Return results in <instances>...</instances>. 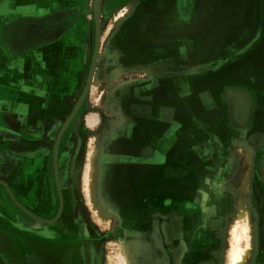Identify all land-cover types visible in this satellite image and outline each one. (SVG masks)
I'll return each mask as SVG.
<instances>
[{
  "label": "crops",
  "instance_id": "1",
  "mask_svg": "<svg viewBox=\"0 0 264 264\" xmlns=\"http://www.w3.org/2000/svg\"><path fill=\"white\" fill-rule=\"evenodd\" d=\"M235 2L137 0L112 39L101 42L93 78L98 84L92 81L66 131L80 118L87 128L103 124L105 193L115 209L123 207L122 199L133 200L123 194L124 181L133 196L145 186V176L163 195L173 193V181L187 188L191 177L199 178L206 199L200 203L207 205L211 167L203 163L218 154L223 171L212 185L215 194L238 192L247 177L250 182L245 174L241 185L234 184L241 177L240 150L246 149L240 139L251 134L230 123L226 98L257 99L264 126V0L261 13L253 14L238 13ZM85 4L0 0V179L15 178L21 197L33 172L27 150L35 145L26 136L55 138L86 86L95 37L81 13ZM247 157L250 163L249 152ZM137 167L138 176L127 174ZM153 191L139 200L152 201ZM2 226L0 221V231L8 233Z\"/></svg>",
  "mask_w": 264,
  "mask_h": 264
},
{
  "label": "rangeland",
  "instance_id": "2",
  "mask_svg": "<svg viewBox=\"0 0 264 264\" xmlns=\"http://www.w3.org/2000/svg\"><path fill=\"white\" fill-rule=\"evenodd\" d=\"M94 2L95 0H86V4L81 7V13L87 22L86 24L92 26L91 34L95 37ZM235 3L238 13H261L262 0H236ZM136 6L137 0H100L101 42L103 41L106 44L112 39L116 26L126 16L133 13ZM84 121L83 118H80V121H76L67 131L62 143L64 158H62L59 165L60 181L68 193L70 210L71 212L72 210L75 211L81 241L77 237L73 220L69 216L57 228L61 236V242L56 245L55 249H49L48 246L42 252L46 264H230L229 254L233 240V229L235 226L244 225L246 221L252 222L255 226L254 242L256 243H253L254 247L251 250L254 251L260 241V214L264 213V166L255 162L260 178L263 180L260 183L261 185L256 181L253 171L258 152L252 154V162L249 163L248 151L241 148V177L234 184L241 185L243 175L249 174L250 193L239 194L233 192V189L230 190L232 191V193H229L231 205L226 211L228 216L221 233L223 235L218 240L219 245L213 247L212 254H209L208 257L199 259L196 263H190L188 258L186 259L189 250L186 241L181 236L171 235L173 227L170 224L172 219L169 215L152 213L150 215V218H153L152 224L148 228L140 229L133 224H126L119 209L112 207L105 193L106 162L103 151L108 141L106 139L107 131L103 124L96 128H87ZM55 139L56 136L50 141L43 139L42 143L35 146L33 150L37 156L29 165L33 171H45L46 168H49L48 184L50 188H53L55 184L51 161L52 146ZM94 155L95 163H92ZM89 172L93 174V193H88L89 187L87 186L86 175ZM138 174L136 169L129 172V175L132 176H138ZM149 178L145 176L143 182L146 183V187L143 186L140 189L141 194L157 189V184L154 185V182L147 181ZM43 179L46 178L38 177L37 181L42 183ZM143 182L142 184H144ZM124 185H126V188H122L123 194L126 191L124 195L132 196L131 192L127 191L129 188L125 181ZM0 187H2L3 192L1 191V195L5 207V209L0 208V214H5L7 219H14L13 223L18 222L15 227L21 230L20 232L14 229L10 221L3 220L2 222L6 226H2V228H5L4 230H7L8 233L0 231V248L9 254L11 259L13 258L14 264H23V250L25 248L30 250L37 248L29 242V240H34L32 235L26 233L35 235L36 231L40 232L44 228H52L55 223L44 224L33 219V223L30 225L28 222L32 219H29L27 214L18 206V210L14 208L15 203L9 197L6 189L1 185ZM51 190L53 191V189ZM240 197H248L250 201V209H248L242 220L239 219V214L243 211ZM126 201L127 205L131 202L130 199ZM96 203L108 206L109 209L111 208L108 209V212L112 213L113 211L114 215H111L108 219L103 218L97 212ZM15 215L19 216L17 220ZM239 230L241 232L242 228L240 227ZM26 242L29 243L26 244ZM79 243L86 252V262L80 251Z\"/></svg>",
  "mask_w": 264,
  "mask_h": 264
},
{
  "label": "flooded vegetation",
  "instance_id": "3",
  "mask_svg": "<svg viewBox=\"0 0 264 264\" xmlns=\"http://www.w3.org/2000/svg\"><path fill=\"white\" fill-rule=\"evenodd\" d=\"M227 104L229 107L228 112V120L233 125L234 128H236L237 132L241 133L242 135L244 132L250 133L251 137L248 139L241 138V142L245 141L244 144L251 145L254 147H257L262 140L258 138V135L260 134L259 131H264V126H260V121L258 119L259 114L256 113L259 102L256 99L250 98H244L239 101L236 99L229 100L226 98ZM262 104H264V98L261 99ZM261 103V102H260ZM259 109V108H258ZM246 118V120H244ZM245 121V122H244ZM247 121V123H246ZM239 123H244L242 127L239 128ZM256 128V129H255ZM60 131V130H59ZM58 131V133H59ZM58 133L56 135V138L58 136ZM67 131L65 132L59 146V152H58V164L60 165V161H62V158H64L63 155V149H62V143L66 136ZM25 139L27 142L33 144L35 146H38L39 143H42V139H32V137H28ZM55 142L53 143L52 148V155H51V161H52V171L55 176L54 171V148H55ZM245 145V146H246ZM28 147V159H29V165L32 162V160L37 156V154H34V147ZM264 147V146H263ZM246 150V149H245ZM240 154V153H239ZM219 155L214 156V158L208 162L203 163V165H207L208 167H211L208 171V180L206 181V189L208 191V202L207 205H204L203 203L206 201L204 194H200L197 187V182L199 178L191 177L190 186L184 187L179 184V181L171 182L170 187L171 190H173V193H169V195H163L160 194L159 191H153L155 196L153 195L152 201L149 202H141L139 200V195L141 197L144 195L150 194V192H146L145 194H141L139 191H136V195L133 194L131 202L129 205H127V199H122L120 202H122V208H119L120 214L122 217H124L126 224H133L135 227H138L140 229L148 228L153 221V218H150V215L152 213L156 214H164L169 215L170 219H172L171 223L173 230H172V236H181L186 243L188 244V255L186 259L190 261V263H196L199 261V259H204L208 257L209 254H212V249L215 246H218V240L221 239V236L223 234V227L224 222L228 216V213L226 212L229 209V206L231 205V202L229 200L230 196L228 193L226 194H220L219 196L215 194L212 189V185H215V182L217 180V175L219 176L220 173H222L223 168H219L218 166L222 164L221 162V156L219 158ZM256 160L254 161L253 168L256 181L261 185L260 183L263 182L261 180L259 171L257 168L256 163L259 165H263L262 158L264 159V148H261L258 153L256 154ZM32 158V160H30ZM239 159V158H238ZM261 161V163H259ZM256 162V163H255ZM59 165H58V173H59ZM137 170V173H140V168H134ZM133 169V170H134ZM130 172V171H129ZM129 172L127 174H129ZM39 174V175H38ZM50 175L49 168H46L45 171H33L28 179V182L30 184L27 186V193L25 197H21L18 193H16L14 190V183L15 180L12 179L10 183H8L11 187L12 192L14 193L17 200L27 209L28 212H30L32 215L44 219V220H50L56 217V215L59 212L60 209V198L59 193L56 185H53V188H50L48 184V177ZM45 177L46 179H43L42 183H39L37 181V178ZM60 179V175H59ZM261 181V182H260ZM40 184V185H39ZM42 184V185H41ZM63 201H64V207L61 216L59 217L58 221L53 225L51 228H44L42 231L38 232L36 231V234H30L26 233L34 240H29L30 243H33L37 248L35 250H30L25 248L23 250V264H46L44 261L43 253L45 251V248L47 249L49 246V249H55L56 245H58L61 242V236L57 231V228L64 223L65 219L71 216V219L73 220L74 227L76 228L77 237L80 238L78 226L76 224V215L75 211L70 210L69 204H68V193L65 191V189L62 186V182L60 181ZM53 189V191L51 190ZM129 191V189H128ZM135 195V196H134ZM225 196V197H224ZM198 200V202H195V200ZM205 199V200H204ZM15 205V206H14ZM14 208L17 209V205L14 204ZM19 209V208H18ZM17 209V210H18ZM20 213V212H19ZM1 216V215H0ZM4 217V220H8L11 222V226L16 228L15 225L17 223H13L12 221L6 218V215H2ZM19 216L15 215V219L17 220ZM29 219H32V221L28 222L30 225L33 223V218L29 215H27ZM35 220V219H34ZM0 221H3L0 220ZM36 221V220H35ZM39 222V221H37ZM27 223V224H28ZM35 223V222H34ZM28 224V225H29ZM260 241L254 251L252 252L251 256V264H264V213L260 214ZM81 241V238L79 239ZM45 241V242H44ZM29 242H26L29 243ZM50 242V243H49ZM32 244V245H33ZM79 248L81 253L85 257L86 260V252L82 249L81 244L79 243ZM0 248V264H14L13 258H8ZM7 253V252H6Z\"/></svg>",
  "mask_w": 264,
  "mask_h": 264
},
{
  "label": "bare ground",
  "instance_id": "4",
  "mask_svg": "<svg viewBox=\"0 0 264 264\" xmlns=\"http://www.w3.org/2000/svg\"><path fill=\"white\" fill-rule=\"evenodd\" d=\"M97 84H98V80L93 81V85L94 86H96ZM89 124L91 126L95 125L94 118H91L89 120ZM263 146H264V139L261 141V143L257 147H254V146H251V145H246V149L248 150L249 154L251 155V157L249 159H252V154H256ZM93 162L95 163V155L92 158V163ZM251 162H252V160H251ZM86 178L88 180L87 181V183H88L87 186L90 189V191L88 189V193L89 192L93 193L94 185H93V182H92V178H93L92 173L89 172L86 175ZM243 181H244V183L242 184V186L240 188H238V193L239 194H241V193H248L249 194L250 186H249L248 177L245 180H243ZM240 200H241V207H242L241 209H243V211H242V213L239 214L240 215L239 219L242 220L244 215L248 211V209H250V201H249L248 197H242V198L240 197ZM96 209H97V212L99 214H101V216H103V218L108 219L111 215H114L113 211H112L113 214L111 212L110 213L108 212L111 208L109 209L108 206H106L104 204L102 206V204L96 203ZM240 227L242 228L241 232L239 230ZM254 227L255 226H254V224H252V222H247V221H246V223L244 225H238V226L234 227V229H233V240H232V243L230 245L231 249H230V254H229L230 264H251V260H250V257L252 256V251L251 250L254 247L253 243L254 244L256 243V242H254V240H255V235L254 234L256 233V230H254L255 229ZM123 264H125V263H123Z\"/></svg>",
  "mask_w": 264,
  "mask_h": 264
},
{
  "label": "water",
  "instance_id": "5",
  "mask_svg": "<svg viewBox=\"0 0 264 264\" xmlns=\"http://www.w3.org/2000/svg\"><path fill=\"white\" fill-rule=\"evenodd\" d=\"M94 19H95V44H94V53H93V58H92V63H91V68L89 71L88 79L86 82V86L84 88V91L76 104L73 112L70 114L68 119L65 121L64 125L60 129L58 136L56 138L55 142V148H54V171H55V180H56V185L59 193V198H60V209L56 217L50 220H44L40 219L34 215H32L30 212L27 211V209L17 200L15 197L14 193L11 190L10 185L6 182L0 179V185L3 186L9 197L12 199V201L27 215L31 216L33 219L36 221L42 222L44 224H52L56 223L59 219V217L62 214L63 207H64V201H63V196H62V191H61V186H60V179H59V173H58V152H59V146L60 142L68 129V127L71 125L73 122L74 118L78 114L79 110L81 109L82 105L84 104L85 100L87 99V96L90 92L91 86H92V81L95 75V70L98 62V57L100 54V48H101V14H100V0H95L94 2Z\"/></svg>",
  "mask_w": 264,
  "mask_h": 264
}]
</instances>
